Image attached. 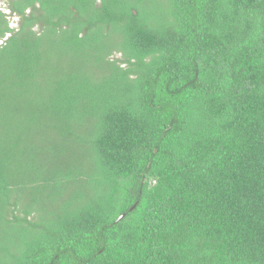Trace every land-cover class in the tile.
<instances>
[{
  "label": "trees",
  "instance_id": "1",
  "mask_svg": "<svg viewBox=\"0 0 264 264\" xmlns=\"http://www.w3.org/2000/svg\"><path fill=\"white\" fill-rule=\"evenodd\" d=\"M6 2L0 264H264V0Z\"/></svg>",
  "mask_w": 264,
  "mask_h": 264
},
{
  "label": "rangeland",
  "instance_id": "2",
  "mask_svg": "<svg viewBox=\"0 0 264 264\" xmlns=\"http://www.w3.org/2000/svg\"><path fill=\"white\" fill-rule=\"evenodd\" d=\"M0 10L2 13L6 15V19L8 21V26L10 28H16L18 26V18L10 13L8 10V5L6 0H0ZM115 57H119V55H116Z\"/></svg>",
  "mask_w": 264,
  "mask_h": 264
},
{
  "label": "water",
  "instance_id": "3",
  "mask_svg": "<svg viewBox=\"0 0 264 264\" xmlns=\"http://www.w3.org/2000/svg\"><path fill=\"white\" fill-rule=\"evenodd\" d=\"M8 35H6V37H7ZM134 207H135V205H133L130 209H129V211H132L133 209H134ZM124 217V214H122L121 216H119V218L117 219V221L118 220H121L122 218Z\"/></svg>",
  "mask_w": 264,
  "mask_h": 264
}]
</instances>
